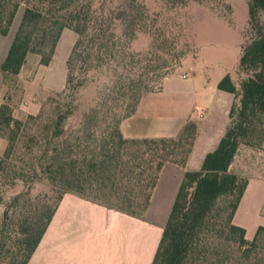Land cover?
<instances>
[{
	"label": "trees",
	"instance_id": "trees-1",
	"mask_svg": "<svg viewBox=\"0 0 264 264\" xmlns=\"http://www.w3.org/2000/svg\"><path fill=\"white\" fill-rule=\"evenodd\" d=\"M22 1L21 22L0 65L6 92L29 52L47 65L65 27L77 39L65 86L37 114L14 117L5 95L0 104V135L7 142L0 203L19 183L43 181L51 190L38 201L31 190H13L9 200L18 195L16 203L0 213V264H30L68 192L144 218L163 166L185 168L197 133L192 118L175 135L123 133V121L150 91L148 80L164 78L184 53L168 43L139 0L100 7L97 0H0V35L10 31ZM247 1L256 35L239 59L242 76L236 81L226 73L217 83L233 95L228 122L199 167L184 169L151 264H264V226L248 240L233 222L248 178L230 165L241 144L264 145V0ZM140 32L152 38L146 51L131 45ZM89 85L95 92L81 112L80 93Z\"/></svg>",
	"mask_w": 264,
	"mask_h": 264
},
{
	"label": "rangeland",
	"instance_id": "rangeland-1",
	"mask_svg": "<svg viewBox=\"0 0 264 264\" xmlns=\"http://www.w3.org/2000/svg\"><path fill=\"white\" fill-rule=\"evenodd\" d=\"M121 1L123 0H97V5L109 6ZM139 2L145 6L150 18H155L156 27L165 32L168 43L173 41L175 50L184 53L167 74L163 87L161 85L163 78L153 77L148 80L150 91L143 94L138 111L127 119L131 125L129 124L126 130L142 136L174 133L184 123L188 111H191V117L196 119L212 115L218 122L225 123L226 119L228 120L225 110L229 108L233 95L218 89L217 83L226 73L236 81L242 76L238 71L239 59L245 45L256 35L250 22L248 1L139 0ZM24 7L25 2L22 1L10 31L0 35V63L19 27ZM76 39L77 33L65 27L54 55L47 65L41 62V54L29 52L20 73L10 81L12 84L10 91L0 89V102L4 95L5 99L11 101L14 117L26 120L29 114H37L54 91L63 89L68 72L67 59ZM151 39L149 33L140 32L132 41V48L146 51L151 46ZM94 92L93 85L82 89L81 112L89 107ZM80 114L70 121L79 119ZM0 130L4 132L3 129ZM201 151L194 154L189 163L191 167L197 166ZM230 169L246 177L262 172L264 145L254 147L241 144ZM166 187L168 188V185ZM13 190H18L19 194L31 190L36 201L51 191L50 186L43 181L19 183ZM13 190H9L8 198L0 203V213L4 216L17 201L18 195L9 200ZM73 222L74 232L69 234V237L81 240L86 235L77 232V220L73 219ZM222 237V240H225V235ZM260 251L264 253V245Z\"/></svg>",
	"mask_w": 264,
	"mask_h": 264
},
{
	"label": "crops",
	"instance_id": "crops-1",
	"mask_svg": "<svg viewBox=\"0 0 264 264\" xmlns=\"http://www.w3.org/2000/svg\"><path fill=\"white\" fill-rule=\"evenodd\" d=\"M167 77L168 75L163 78L162 87ZM1 88L6 91L2 70ZM138 107L139 104L134 113L138 111ZM225 113L228 116V109ZM187 114L185 121L188 118L194 119L197 124V133L185 168L171 163L163 166L144 218L129 216L68 192L62 199L30 264H151L184 169L199 167L204 154L216 145L228 122L227 119L225 123L218 122L212 115L196 119L191 117V111ZM129 117L122 124L124 135L142 136L126 130L130 124L127 120ZM179 130L167 135H175ZM6 145V139L0 135V158ZM200 150L202 151L197 166L191 167L190 161ZM247 178V185L238 203L233 222L243 227L246 238L251 239L256 228L259 225L264 226V170L257 175H248ZM167 181L170 182L167 183ZM73 219L77 220V232H83L86 235L81 240L69 237V234L74 232Z\"/></svg>",
	"mask_w": 264,
	"mask_h": 264
}]
</instances>
